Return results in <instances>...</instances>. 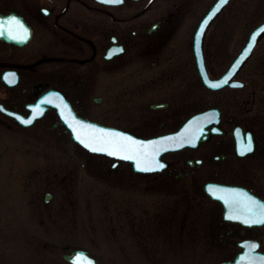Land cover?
Wrapping results in <instances>:
<instances>
[{
  "label": "flooded vegetation",
  "instance_id": "obj_1",
  "mask_svg": "<svg viewBox=\"0 0 264 264\" xmlns=\"http://www.w3.org/2000/svg\"><path fill=\"white\" fill-rule=\"evenodd\" d=\"M209 7L192 32L196 7L191 0H0V21L4 22L0 23V105L18 113L13 115L0 107V126L17 133L45 134L53 128L71 134L57 109L46 103L52 89L60 91L78 116L143 137L175 131L194 113L217 107V131H211L209 138L197 145L164 153L162 168L137 171L126 160L113 165L111 157L89 155L105 164L110 162L108 172H119L121 178L141 177L154 183L185 180L188 192L193 190L211 205V229L219 244H235L240 251L243 241L259 240L264 251V223L247 224L230 218L229 208L208 186H236L241 188V196L248 193L264 200V86L257 87L261 79L242 80L241 68L220 88L205 84L195 54V32ZM219 14L202 39L204 63L211 78L227 69L216 75L219 65L211 64L207 50L208 28ZM13 17L23 23L27 33L8 23ZM25 35L27 38H19ZM232 80L243 84L231 85ZM112 83L142 87L139 96L143 98L160 93V99L146 102L136 112L145 123L125 128L91 116L93 103L106 101L105 94H94L95 88L106 92ZM246 85H251L249 98L241 106L239 91ZM148 87H153L151 92L144 90ZM18 116L35 119L25 123ZM249 134L251 148L242 152ZM197 173L209 177L199 180ZM230 235L235 238H224Z\"/></svg>",
  "mask_w": 264,
  "mask_h": 264
},
{
  "label": "rangeland",
  "instance_id": "obj_2",
  "mask_svg": "<svg viewBox=\"0 0 264 264\" xmlns=\"http://www.w3.org/2000/svg\"><path fill=\"white\" fill-rule=\"evenodd\" d=\"M213 1L191 0L192 32ZM262 21L264 0H231L222 10L207 34L209 61L219 65L216 75ZM263 69L264 34L239 77L261 79L262 87ZM250 89L239 91L241 106ZM141 90L112 83L104 92L97 86L94 94H105L106 101L93 103L91 116L125 128L145 123L136 112L161 95L143 98ZM68 134L53 128L17 133L0 126V264H71L64 253L74 248L88 249L100 264H215L239 250L216 241L211 205L188 192L185 180L121 178L108 172L110 162L92 158ZM197 174L199 180L209 177Z\"/></svg>",
  "mask_w": 264,
  "mask_h": 264
},
{
  "label": "water",
  "instance_id": "obj_3",
  "mask_svg": "<svg viewBox=\"0 0 264 264\" xmlns=\"http://www.w3.org/2000/svg\"><path fill=\"white\" fill-rule=\"evenodd\" d=\"M228 1L229 0H226V2L224 4H222L218 9H216L214 14H211L212 10L216 7V5L219 2V0H216L213 3V5L210 7V9L207 11V13L203 17V19L201 20V22L197 28L196 34H195V54H196V58H197V61H198L199 67H200V72H201L202 78H203L204 82L206 83V85H208L211 88H220L229 82V80L235 75V73L239 70V68L242 66V64L251 55V53L253 52V49L256 46L259 38L264 34V21H263L260 24H258L252 30L245 46L242 48L240 53L233 60L230 67L222 74V76H220L219 78H211L207 72V69H206L205 63H204V56H203V51H202V39H203V35L206 31V28L209 25V23L211 22V20L221 11V9L228 3ZM205 21H207V22L205 23ZM226 76H227V82L220 84L218 87H213L212 85H210L207 82L208 80L221 81ZM234 81H237V80L230 81V84L235 85V86H241L243 83L241 81H238L240 83H234ZM46 103L48 105L50 104L54 107H57L60 112H61V106H66L64 108V112L63 113L61 112V115H62L64 122L71 129L72 137L75 141L79 142L81 145L86 147L91 152L106 154V155H110L112 157H115L116 158L115 163L120 161L119 159L128 160L129 162L132 163L135 170H137V171H139V170L140 171L153 170V169H157V168H152V167L138 168L136 166L137 161L131 158L133 153H128L126 155L116 156V155H112L110 152L95 151L93 149L88 148L84 143H82L80 140H78L76 138V135H75L73 129L69 125L68 121L65 120V116H68L69 120H71V119H73V117H75L78 120L87 121L90 124L98 126L99 128L115 129L118 132H122V133L127 134L128 136L134 137L136 140L144 141L146 145H148L149 142H152V141H158L159 142V141H161L162 138L172 137L181 146L169 147L167 142L158 143L155 146H150V147H156V148L160 149L158 151L155 159L157 161L161 162L162 161V155L167 151L177 150V149L183 148L186 145H197L198 143H200L202 141H206L209 138L211 131H213V132L217 131L218 126H216V125L218 124L219 115H220L219 108L210 107V108L198 111V112L194 113L193 115H191L190 117H188L185 120V122L175 131L155 135L152 137H141V136L135 135V134H133L127 130L112 127V126L103 125L99 122L88 120V119H85V118H82V117L76 115L72 111L68 101H66V99L63 98L62 96H60V95L58 96V93L55 91L48 93ZM2 108L9 113L17 115L16 113L4 108L3 106H2ZM213 114L215 115V119H212ZM34 119H35V116H30V117L26 118V120H30L31 122ZM212 125H213V128L209 127ZM193 138H195V143H185L184 142L185 140H191ZM210 185L212 186L214 184L213 183L208 184V186H210ZM217 186H222V188H225V189H233L232 187L219 185V184ZM235 189L238 190L235 193L220 191L219 195H214V194L213 195H214V197L219 198L224 203V206L226 208H229V205H228V203H226L224 197L225 196H228V197H239V196H241L240 195L241 189H238V188H235ZM217 190L219 191V189H217ZM51 196H52V194L48 192L46 194V200H49L51 198ZM256 198L259 199L258 197H256ZM259 200H261V199H259ZM250 242H256L257 246L252 247L251 245H245L242 242V244L244 246L243 250L240 251L233 259L225 260V261H222V262H219L216 264H247V262L249 260H251L253 262V264H260V258L264 257V252H261L258 250V244H259L258 241H252L251 240ZM65 247H67V246H65ZM242 254H245V256H246V258L244 260H241ZM64 258L67 261L71 262L72 264H89L90 261L92 262V264H100L99 260L95 256H93L88 249H84V248H74L70 252L65 253Z\"/></svg>",
  "mask_w": 264,
  "mask_h": 264
},
{
  "label": "snow or ice",
  "instance_id": "obj_4",
  "mask_svg": "<svg viewBox=\"0 0 264 264\" xmlns=\"http://www.w3.org/2000/svg\"><path fill=\"white\" fill-rule=\"evenodd\" d=\"M106 3H121L122 0H105ZM226 0H219L216 7L212 10L211 14H214L216 9H218L222 4H224ZM210 14V15H211ZM207 21H205L206 23ZM0 23H4L0 21ZM10 25L14 23L18 29H22L25 33H27V28L23 26V23L19 21L17 18H10ZM12 29L10 28V31ZM202 30V29H201ZM19 38H27L26 35ZM111 55V53H109ZM13 75V74H7ZM9 82H14L10 80ZM213 87H218L222 83L227 82V76L221 81H207ZM234 83H240L238 81H234ZM2 107V106H0ZM39 107V106H36ZM66 106H61V112H64V108ZM25 123H30V120H26L24 117H20ZM212 119H215V115L213 114ZM65 120L68 121L69 125L73 129L76 138L84 143L88 148L93 149L95 151H103L110 152L112 155L121 156L126 155L128 153H133L131 156L132 159L137 161L138 168L144 167H152V168H162L164 165L155 159L159 148L150 147L155 146L158 143L167 142L169 147H179L181 146L177 143L172 137L162 138L161 141H152L149 142L148 145L145 144L144 141L136 140L134 137L128 136L125 133L118 132L115 129H103L99 128L96 125L90 124L87 121L78 120L75 117L69 120L68 116H65ZM185 143H195V138L191 140H185ZM251 135L249 134L247 137V146L241 148V151H248L251 148ZM143 161V162H142ZM216 189H219L217 191ZM209 190L213 192L214 195H219L220 191L235 193L238 190L236 189H225L222 186H209ZM226 203L229 205L228 215L230 218L243 220L247 224L253 223H264V201L257 199L255 196H251L248 193H243L242 196L239 197H224ZM235 212H239L240 214H234ZM245 245H251L252 247H256V242L243 241ZM246 258L245 254L241 255V260ZM89 264H92L90 261ZM247 264H253L251 260L247 262ZM260 264H264V257L260 258Z\"/></svg>",
  "mask_w": 264,
  "mask_h": 264
}]
</instances>
